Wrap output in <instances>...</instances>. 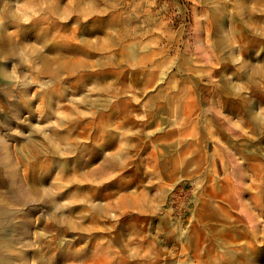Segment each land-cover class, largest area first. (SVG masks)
Instances as JSON below:
<instances>
[{
	"label": "rangeland",
	"instance_id": "374dc122",
	"mask_svg": "<svg viewBox=\"0 0 264 264\" xmlns=\"http://www.w3.org/2000/svg\"><path fill=\"white\" fill-rule=\"evenodd\" d=\"M0 7L9 264H264V0Z\"/></svg>",
	"mask_w": 264,
	"mask_h": 264
},
{
	"label": "bare ground",
	"instance_id": "6f19581e",
	"mask_svg": "<svg viewBox=\"0 0 264 264\" xmlns=\"http://www.w3.org/2000/svg\"><path fill=\"white\" fill-rule=\"evenodd\" d=\"M0 8L2 9V7ZM8 15L12 16L11 14H8V13L2 14L5 24L4 25L2 24L1 29H0V52L1 54L7 55V56H10V55L15 56V54L17 53L18 46L14 45V43L12 44L11 43L12 41L8 40L9 37L5 35V26L10 23ZM67 50H69V48ZM74 50L75 49L72 48L68 52H73ZM84 51L88 54V50H84ZM72 60L76 61L77 59L73 58ZM40 61H42V59H40ZM67 61H69V59ZM67 61L63 60V62L61 63H65ZM73 64L74 62L72 64H70L69 62L68 67H70V65L72 66ZM0 72H1V69H0ZM27 145L30 146L27 149V151H30L31 158L37 160L36 163H41L39 151H42L44 147L43 144L41 143L37 144L33 140H30V137H29L27 139ZM2 150L5 151L6 148H5L4 138L0 134V152H2ZM45 151H46V148H45ZM116 157L117 159H119L118 155H116ZM109 158L111 161L114 160L113 156H110ZM36 163L34 164V166H37ZM35 172H36L35 168L32 167L31 169L32 177H31L29 184L27 185L26 183L27 187L25 188L20 183L19 184H17L18 182L15 183L13 179L10 181H7V179L3 178L2 172H0V264H9L12 259V254H10L12 240H11V237L9 236V233H7L6 230H9L10 223L13 222L12 220H13L14 213L8 207V200L13 199L18 202H26V203L35 202L38 200V198L40 197V189L37 186L35 179L33 178L35 175ZM4 177L7 178L6 174ZM4 192H6V194ZM44 195H46L48 197V200H50V194H46L45 192H43L41 196H44ZM33 255L35 257H39L38 259L39 264H43V257H42L41 252L34 251Z\"/></svg>",
	"mask_w": 264,
	"mask_h": 264
}]
</instances>
